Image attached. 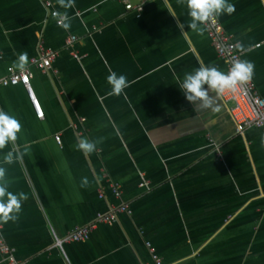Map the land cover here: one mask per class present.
Listing matches in <instances>:
<instances>
[{
	"label": "crops",
	"instance_id": "0c3cea01",
	"mask_svg": "<svg viewBox=\"0 0 264 264\" xmlns=\"http://www.w3.org/2000/svg\"><path fill=\"white\" fill-rule=\"evenodd\" d=\"M53 1L69 28L44 0H0V79L26 55L44 113L37 116L22 84L0 85V110L22 124L17 141L0 150L19 154L12 164L0 160L8 190L24 197L15 220H0L17 258L150 264L149 242L164 264H264V132L238 133L222 96L213 113L179 89L201 65L227 72L203 25V34L178 27L190 22L185 0H132L144 5L140 15L121 0ZM228 2L235 12L218 17L242 45V60L255 65L264 97V0ZM70 35L78 37L73 47ZM40 46L57 52L48 71L30 65ZM111 72L127 78L119 96L108 95ZM81 138L99 141L91 154L77 149ZM122 202L132 214L66 243L65 253L54 246V232L64 236Z\"/></svg>",
	"mask_w": 264,
	"mask_h": 264
},
{
	"label": "clouds",
	"instance_id": "9594fccd",
	"mask_svg": "<svg viewBox=\"0 0 264 264\" xmlns=\"http://www.w3.org/2000/svg\"><path fill=\"white\" fill-rule=\"evenodd\" d=\"M64 7H70L71 4H65L60 0ZM187 14L190 22L187 26L181 22L178 27L184 29L191 28L198 34H203V25L206 21L221 14H232L235 12V5L228 0H185ZM63 23L60 27L67 29L70 27L69 17L65 14ZM242 47V45H237ZM27 57L21 55L17 66L23 69L26 66ZM255 65L249 60L234 62L230 70L224 72L212 65H201L193 72L185 73L182 81L179 82V89L183 92L186 100L193 104L199 102L202 109H210L213 113L219 112L220 107L216 103L217 98L225 92H236L240 85L252 80ZM107 82L111 86L108 95L119 96L123 90L128 87V81L125 75H117L111 72L107 77ZM213 93L215 95H213ZM18 134H22V124L20 120L11 112L0 110V150L4 149L10 142L18 139ZM99 141H89L87 138H81L76 145L78 150L85 154H91ZM19 159V154L14 155L13 151L0 154V160L4 164H12ZM6 168L0 166V220H15L21 209V202L24 199L22 195L17 196L9 191V181L6 177ZM87 184V180L83 181ZM82 184V186H83ZM15 213V214H14Z\"/></svg>",
	"mask_w": 264,
	"mask_h": 264
},
{
	"label": "built area",
	"instance_id": "2783aa9c",
	"mask_svg": "<svg viewBox=\"0 0 264 264\" xmlns=\"http://www.w3.org/2000/svg\"><path fill=\"white\" fill-rule=\"evenodd\" d=\"M127 10H135L139 15L144 10L143 4H134L132 0H121ZM45 7L49 10L50 15L56 20L57 25L62 24L63 17L54 5L53 0H44ZM205 27L213 48L221 60L227 65V71L230 70L234 62L242 60V54L237 47V43L232 36L226 31L219 17H213L206 21ZM76 35H70L66 39V46L73 47L77 42ZM57 56V52L52 49H46L40 46L39 53L31 59L30 65L39 69L48 71L52 68V64ZM32 72L30 67L16 70L11 67L8 70V75L0 79V85H18L22 84L28 91L29 96L36 109L37 116L43 118L44 113L39 106L38 100L35 97L31 84ZM222 97L231 102L230 112L236 122L237 132L243 133L247 128H259L264 132V97H262L257 89L255 81L252 80L239 86L236 92H225ZM60 142V136L56 137ZM143 185H147L144 181ZM110 188L116 197H121V188L118 184L110 181ZM103 197V191L100 194ZM120 213L132 214L129 204L122 202L117 206H112L108 212L100 213L90 224L77 226L72 231L64 236H58L54 232V246L64 251V245L71 242L86 241L90 238L92 230L99 224H113L118 220ZM147 246L151 250L152 262L150 264H164L162 258L152 249L148 242ZM0 256L7 264H25L19 260L15 254V249L10 246L2 234L0 225Z\"/></svg>",
	"mask_w": 264,
	"mask_h": 264
}]
</instances>
